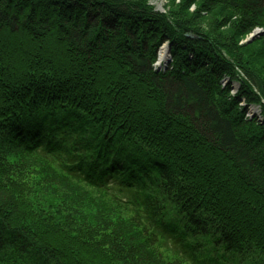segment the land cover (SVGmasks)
Instances as JSON below:
<instances>
[{
	"label": "trees",
	"instance_id": "16d2710c",
	"mask_svg": "<svg viewBox=\"0 0 264 264\" xmlns=\"http://www.w3.org/2000/svg\"><path fill=\"white\" fill-rule=\"evenodd\" d=\"M171 3L0 0V264H264V0Z\"/></svg>",
	"mask_w": 264,
	"mask_h": 264
},
{
	"label": "rangeland",
	"instance_id": "374dc122",
	"mask_svg": "<svg viewBox=\"0 0 264 264\" xmlns=\"http://www.w3.org/2000/svg\"><path fill=\"white\" fill-rule=\"evenodd\" d=\"M145 1L149 5L153 6L156 12H159V13L162 12V14H165L163 12L168 13L172 9V6H171L172 3L171 2L175 1L177 3L180 0H163V1L161 0L162 1L161 4H158L159 0H145ZM195 8H196V3H193V4H191V6L189 8V11L192 12ZM203 18H205V15H203ZM255 31L256 32H262L261 29L255 28L251 33L246 35L241 41L246 42L252 36V34L255 33ZM163 48H168V50H167L165 59L164 60H160L159 57H160L161 50ZM170 50H171L170 42L165 41L164 43H162V45L159 47V50H158V53H157V61L154 64L155 69H157V70L160 69V68L164 69V68L167 67V65H169L172 62ZM236 91H237L236 87L232 85L230 94L234 95V94H236ZM252 108H253V111L251 112V110H250V112H248V113H250V114L251 113H258L259 114V112H260L259 111L260 110L259 106H252ZM55 133H56L55 136L52 137L53 140H59L60 141V140L65 138L62 132L56 131ZM66 141H67V138H66ZM175 219L181 220V217L176 212H172V211L167 209V220L171 222V221H173ZM181 222L182 221H180V223ZM182 225L184 226V223H182ZM204 237H206V236H204ZM206 238H207V241H206V239H204L201 236H193L191 234H188L185 237V240L189 244L195 246L197 248L198 252L200 253V255L202 257L206 258V257H209L211 254L213 255L214 253H216L215 251L218 250V249L215 248V245L212 243L213 242V238L212 237H206Z\"/></svg>",
	"mask_w": 264,
	"mask_h": 264
},
{
	"label": "water",
	"instance_id": "95a60500",
	"mask_svg": "<svg viewBox=\"0 0 264 264\" xmlns=\"http://www.w3.org/2000/svg\"><path fill=\"white\" fill-rule=\"evenodd\" d=\"M261 34V32H256L254 34H252V36L246 41V43H250L252 42L256 37H258ZM168 50V48H166V51Z\"/></svg>",
	"mask_w": 264,
	"mask_h": 264
},
{
	"label": "bare ground",
	"instance_id": "6f19581e",
	"mask_svg": "<svg viewBox=\"0 0 264 264\" xmlns=\"http://www.w3.org/2000/svg\"><path fill=\"white\" fill-rule=\"evenodd\" d=\"M161 0H159V2H160ZM163 1V0H162ZM162 1L159 3L158 2V4H161L162 3ZM160 6V5H159ZM166 53H167V51H166V48H163L162 50H161V53H160V60H164L165 59V56H166Z\"/></svg>",
	"mask_w": 264,
	"mask_h": 264
}]
</instances>
